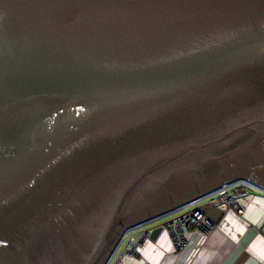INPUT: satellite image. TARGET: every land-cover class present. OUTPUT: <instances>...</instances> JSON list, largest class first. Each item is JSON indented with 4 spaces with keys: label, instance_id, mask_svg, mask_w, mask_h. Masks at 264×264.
Here are the masks:
<instances>
[{
    "label": "water",
    "instance_id": "water-1",
    "mask_svg": "<svg viewBox=\"0 0 264 264\" xmlns=\"http://www.w3.org/2000/svg\"><path fill=\"white\" fill-rule=\"evenodd\" d=\"M235 182L264 190V0H0V264H106Z\"/></svg>",
    "mask_w": 264,
    "mask_h": 264
},
{
    "label": "crops",
    "instance_id": "crops-1",
    "mask_svg": "<svg viewBox=\"0 0 264 264\" xmlns=\"http://www.w3.org/2000/svg\"><path fill=\"white\" fill-rule=\"evenodd\" d=\"M232 204L234 211L223 213L215 230L201 233L186 228L179 248L164 229L154 239L145 240L129 230L116 252L132 253L123 264H264V190L239 189ZM238 208L240 215L235 212Z\"/></svg>",
    "mask_w": 264,
    "mask_h": 264
},
{
    "label": "built area",
    "instance_id": "built-area-1",
    "mask_svg": "<svg viewBox=\"0 0 264 264\" xmlns=\"http://www.w3.org/2000/svg\"><path fill=\"white\" fill-rule=\"evenodd\" d=\"M239 189L246 192H254L258 188L246 182H235L221 186L215 192L205 195L195 202L181 208L182 212L170 216L172 213L152 219L142 225L131 230L140 236L141 240L148 238L149 231L160 227L164 229L170 236L175 247L179 248L184 243V231L186 228L201 233H208L216 229L217 224L208 220L201 212L203 206H211L223 213L234 211L232 204V196ZM259 190V189H258ZM235 212L240 215L242 210L236 209ZM125 235V234H124ZM119 244L108 259L106 264H123L124 258L132 256L131 252L120 254L117 251ZM117 253V254H116Z\"/></svg>",
    "mask_w": 264,
    "mask_h": 264
}]
</instances>
